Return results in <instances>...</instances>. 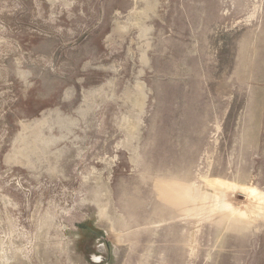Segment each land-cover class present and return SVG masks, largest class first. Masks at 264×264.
Masks as SVG:
<instances>
[{
	"label": "rangeland",
	"instance_id": "374dc122",
	"mask_svg": "<svg viewBox=\"0 0 264 264\" xmlns=\"http://www.w3.org/2000/svg\"><path fill=\"white\" fill-rule=\"evenodd\" d=\"M229 182L264 195V0H0V264H264Z\"/></svg>",
	"mask_w": 264,
	"mask_h": 264
},
{
	"label": "bare ground",
	"instance_id": "6f19581e",
	"mask_svg": "<svg viewBox=\"0 0 264 264\" xmlns=\"http://www.w3.org/2000/svg\"><path fill=\"white\" fill-rule=\"evenodd\" d=\"M89 105V104H88ZM90 109V108H89ZM86 113V112H85ZM39 125V124H38ZM228 185H232L235 186L239 189H241L242 192H244L247 195V198L249 199V202L252 203L251 207H249L248 210H242L241 215L242 216H256L258 214L257 210V204H259L264 195L260 193L259 190H257L254 187L248 186V185H241V184H236L233 182H229ZM217 200V201H216ZM218 198L213 199V203H218ZM222 202V201H221ZM221 206L225 209V210H230L231 212H236L235 209H233L229 204L227 203H222ZM256 211V212H255ZM105 223V222H104ZM101 224V223H100ZM106 227V226H105ZM119 254V253H118ZM119 260V259H118Z\"/></svg>",
	"mask_w": 264,
	"mask_h": 264
}]
</instances>
